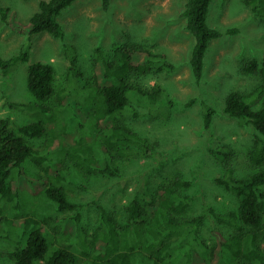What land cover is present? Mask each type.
Returning <instances> with one entry per match:
<instances>
[{"label": "trees", "instance_id": "obj_1", "mask_svg": "<svg viewBox=\"0 0 264 264\" xmlns=\"http://www.w3.org/2000/svg\"><path fill=\"white\" fill-rule=\"evenodd\" d=\"M75 1L40 0L26 22L16 19L7 7H0V17L20 35L48 33L62 39L64 29L57 18ZM101 1L107 10L110 0ZM210 3L186 0L182 11L194 41L189 64L196 83L202 78L208 46L222 35L207 25ZM244 3L264 20V0ZM65 56L69 65L64 88L55 92L50 63L35 62L28 66L26 86L37 102L7 103L32 117V122L17 125L8 117L0 118V201L9 205L11 213V219L0 217V240L12 247L0 249V256L13 264H77L78 253L86 256L83 264H264V59L260 66L255 59L243 66L244 72H258L259 85L249 93L231 92L224 99V113L240 124H251L258 133L248 152L249 162L257 170L242 179L232 178L230 172L217 179L239 199V206L227 213L207 209L218 224L232 230L229 235L212 230L209 245L200 235L204 215L181 218L191 199L181 194L189 181L177 179L158 187L146 205L134 197L126 206L123 225L95 204L101 228L87 241L80 226L82 205L69 200L67 189L83 188L86 175H117L115 159L149 154L147 139L124 119L137 116L132 103L154 109L171 104L160 85L147 87L142 79L150 73L169 71L172 65L164 53L127 41L113 48L111 58L96 49L92 79L81 85L74 46L65 47ZM28 61L26 51L7 59L0 57V70L7 74L17 63ZM53 95L54 107L48 105ZM63 112L69 113L68 118ZM213 114L206 106L204 128L211 125ZM48 124L53 127L48 128ZM67 132H73L74 137L63 146L62 136ZM42 136L48 142L38 151L28 139ZM64 159L72 163L71 174L60 172ZM27 160L43 170V177L25 173ZM68 213L71 215L59 220L62 235L51 234L50 221ZM18 215L22 219L17 220Z\"/></svg>", "mask_w": 264, "mask_h": 264}, {"label": "rangeland", "instance_id": "obj_2", "mask_svg": "<svg viewBox=\"0 0 264 264\" xmlns=\"http://www.w3.org/2000/svg\"><path fill=\"white\" fill-rule=\"evenodd\" d=\"M39 1L0 0V7L9 8L16 19L26 22L37 11ZM185 3L186 0H110L108 9L104 10L101 0H76L57 18L64 29L62 39L48 33L32 37L20 35L0 17V57L7 59L20 51L29 54L28 62L17 63L7 74L0 70V118L8 117L17 125L33 119L20 110L11 109L7 103L37 102L26 86L28 66L35 62L50 63L54 68V90L58 92L66 85L67 45L76 50L81 85L92 79L96 49L111 58L113 48L127 41L154 53H164L172 65L169 71L150 73L142 79L147 87L160 85L171 104L154 109L132 103L137 116L124 119L125 124L147 139L149 154L115 159L117 175H86L83 188L67 189L69 200L82 205L80 226L87 241L101 228L95 204L101 205L123 225L126 206L134 197L146 205L158 187L176 179L189 181L181 194L189 196L191 201L181 218L204 215L200 235L209 245L213 242L212 230L225 235L232 233L228 227L218 224L207 209L217 213L237 211L239 199L217 179L227 172L234 179H242L257 170L248 159L257 131L251 124H240L223 109L229 93H249L260 83L258 72H244L243 66L251 59L260 66L264 59V20L244 0H211L207 25L222 35L208 46L202 78L196 83L189 64L194 41L182 16ZM48 105H56L55 95ZM206 106L214 110L208 128L203 126ZM68 116L69 113L65 114V118ZM52 127L48 124V128ZM73 137V132L64 134L62 145L68 146ZM28 140L38 151L48 142L45 136ZM215 151L221 155H216ZM71 165L70 160L64 159L60 172L71 174ZM23 168L31 177L44 175L30 160ZM1 204L0 201V217L11 219L9 205ZM69 215L71 213L56 215L48 226L50 233L60 237L59 220ZM16 219H22V215ZM0 249L11 250L12 247L0 240ZM85 259L86 256L78 253L77 264H83ZM0 264L13 263L0 256Z\"/></svg>", "mask_w": 264, "mask_h": 264}]
</instances>
